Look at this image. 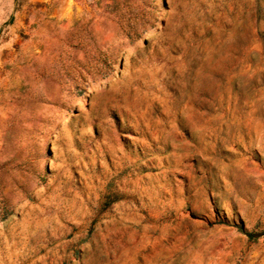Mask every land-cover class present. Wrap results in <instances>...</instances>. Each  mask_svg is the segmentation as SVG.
I'll return each instance as SVG.
<instances>
[{
	"label": "rangeland",
	"instance_id": "rangeland-1",
	"mask_svg": "<svg viewBox=\"0 0 264 264\" xmlns=\"http://www.w3.org/2000/svg\"><path fill=\"white\" fill-rule=\"evenodd\" d=\"M264 0H0V264H264Z\"/></svg>",
	"mask_w": 264,
	"mask_h": 264
},
{
	"label": "trees",
	"instance_id": "trees-1",
	"mask_svg": "<svg viewBox=\"0 0 264 264\" xmlns=\"http://www.w3.org/2000/svg\"><path fill=\"white\" fill-rule=\"evenodd\" d=\"M247 234V236L249 237V239H257L260 236L264 235V230H262L261 232H257V231H250V232H245Z\"/></svg>",
	"mask_w": 264,
	"mask_h": 264
}]
</instances>
